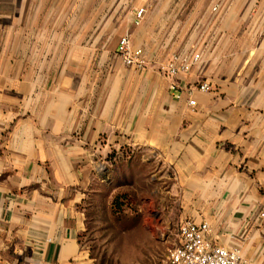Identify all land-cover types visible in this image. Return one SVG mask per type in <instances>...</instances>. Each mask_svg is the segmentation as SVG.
<instances>
[{
    "label": "crops",
    "instance_id": "crops-1",
    "mask_svg": "<svg viewBox=\"0 0 264 264\" xmlns=\"http://www.w3.org/2000/svg\"><path fill=\"white\" fill-rule=\"evenodd\" d=\"M179 51L200 60L167 76ZM124 151L171 171L178 223L264 264V0H0V264H96L86 209Z\"/></svg>",
    "mask_w": 264,
    "mask_h": 264
},
{
    "label": "rangeland",
    "instance_id": "rangeland-1",
    "mask_svg": "<svg viewBox=\"0 0 264 264\" xmlns=\"http://www.w3.org/2000/svg\"><path fill=\"white\" fill-rule=\"evenodd\" d=\"M128 158L124 151L122 175L109 183L115 187L111 198L88 211L90 220L80 241L96 264H171L168 253L177 241L181 209V202L169 192L172 173L159 161L130 163ZM101 172L108 173V168L103 166Z\"/></svg>",
    "mask_w": 264,
    "mask_h": 264
},
{
    "label": "built area",
    "instance_id": "built-area-1",
    "mask_svg": "<svg viewBox=\"0 0 264 264\" xmlns=\"http://www.w3.org/2000/svg\"><path fill=\"white\" fill-rule=\"evenodd\" d=\"M218 4L213 7L217 10ZM145 8L136 11L135 23L143 18ZM117 51L122 61L127 66L143 67L146 64L144 49L135 47L129 34L122 36L118 43ZM200 60V53L195 51L175 52L163 66L167 76L174 77L182 72H188ZM177 85L171 84V89L176 90ZM199 90L208 91L211 85L204 81L199 85ZM191 93V91H189ZM180 97V94H177ZM191 106L196 105L195 99H190ZM264 216V212L261 213ZM210 226L208 222H197L193 219H184L178 225L176 243L169 249L168 260L171 264H253L247 260L240 248H229L214 243L209 237Z\"/></svg>",
    "mask_w": 264,
    "mask_h": 264
},
{
    "label": "trees",
    "instance_id": "trees-1",
    "mask_svg": "<svg viewBox=\"0 0 264 264\" xmlns=\"http://www.w3.org/2000/svg\"><path fill=\"white\" fill-rule=\"evenodd\" d=\"M123 156H124V152H123V154H116L115 155L114 153H111L109 155V160L111 161V164L116 166V168H113V169H111V167L109 168V173H108L109 175H108V179L106 178V185L104 186L103 190L100 193V195L103 197H101L100 195L99 196H92L91 199L88 201V206L86 209L87 210V216H89L88 211L90 210V208H94L96 202L101 201L103 204L105 201H107L108 199L111 198L112 190H114L115 187L109 183H111L112 181H113L112 183H114V180H116V179L118 180V178L122 175L121 165H122V163H124ZM125 161H128L130 163H132L133 161H137V162L139 161V163H140V158H139V155H137L135 160H132V158L129 157ZM111 176H113V177H111ZM116 200H117V197H114V199H112V205L111 206H112L113 210L117 205ZM89 220H90V218H89ZM89 220H88V222H89ZM80 237H81V235H80Z\"/></svg>",
    "mask_w": 264,
    "mask_h": 264
}]
</instances>
